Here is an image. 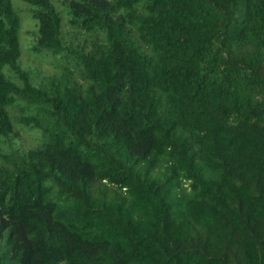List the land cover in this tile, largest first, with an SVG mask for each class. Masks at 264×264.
<instances>
[{
  "label": "trees",
  "instance_id": "1",
  "mask_svg": "<svg viewBox=\"0 0 264 264\" xmlns=\"http://www.w3.org/2000/svg\"><path fill=\"white\" fill-rule=\"evenodd\" d=\"M12 1L0 264H264V0Z\"/></svg>",
  "mask_w": 264,
  "mask_h": 264
},
{
  "label": "rangeland",
  "instance_id": "2",
  "mask_svg": "<svg viewBox=\"0 0 264 264\" xmlns=\"http://www.w3.org/2000/svg\"><path fill=\"white\" fill-rule=\"evenodd\" d=\"M51 1L54 3L56 9L61 13V16H63L64 12L63 13L61 12L62 4L56 3L55 0H51ZM12 4H13V9L21 17V20L23 18L22 27L19 33L20 45H21V51H22L20 62L22 63V60H23L24 65L39 64L40 69L43 72L52 74L55 71V69L53 68V63H52L53 59L50 57V55L35 56L32 54V50H31V46H32L31 44L33 42V38H32L33 31L32 30L34 29V25L36 24V22L33 20L35 22L34 23L31 20L30 13L28 11V8L26 7L27 5L25 6V4L20 0H13ZM66 13H67V10H66ZM66 29L68 31L71 30L70 27L69 28L67 27ZM69 36L71 37L70 33H69ZM18 131L20 133L21 141L25 147H32L39 140L40 134L37 133L36 131L21 129V128H19Z\"/></svg>",
  "mask_w": 264,
  "mask_h": 264
}]
</instances>
